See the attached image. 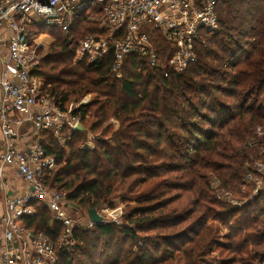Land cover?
<instances>
[{
    "label": "trees",
    "instance_id": "trees-1",
    "mask_svg": "<svg viewBox=\"0 0 264 264\" xmlns=\"http://www.w3.org/2000/svg\"><path fill=\"white\" fill-rule=\"evenodd\" d=\"M216 12L218 29L202 34L196 62L167 77L137 57L125 60L120 79L111 56L73 63L77 41L104 35L85 17L68 35L39 28L52 37L32 72L43 81L41 96L60 109L96 97L72 112L83 130L64 148L44 133L42 147L56 163L45 187L77 211L114 209L117 199L129 210L121 225L75 228L74 248L59 264H207L216 244L209 221L229 224L219 247L230 257L221 264H264V192L248 200L240 191L250 188L248 166L264 163V0H226ZM87 134L96 138L92 150L83 148ZM213 182L246 203L220 201ZM36 210L23 225L55 241L61 226L43 205Z\"/></svg>",
    "mask_w": 264,
    "mask_h": 264
},
{
    "label": "built area",
    "instance_id": "built-area-1",
    "mask_svg": "<svg viewBox=\"0 0 264 264\" xmlns=\"http://www.w3.org/2000/svg\"><path fill=\"white\" fill-rule=\"evenodd\" d=\"M225 1L0 0V264H59L61 254L74 248V229L94 226L70 218L68 214L75 208L66 202L64 193L48 189L43 180L45 173L56 168L55 160L42 147L44 133H50L64 148L81 126L72 112L84 103L60 109L52 99L41 96L43 81L32 72L46 55L48 36L40 34L39 28L52 27L68 35L78 18L85 17L104 35H86L77 41L73 63L91 65L111 56V72L120 79L125 60L137 57L167 77L196 62V47L204 46L201 36L217 31L216 8ZM164 53L167 58L163 61ZM23 123L32 125L34 135L19 146L15 129ZM5 167L13 169L26 185L22 194H3ZM248 167L246 184L264 191V163ZM38 204L61 226L55 241L23 225L24 219L36 215ZM97 212L103 222L108 220L107 210Z\"/></svg>",
    "mask_w": 264,
    "mask_h": 264
},
{
    "label": "rangeland",
    "instance_id": "rangeland-1",
    "mask_svg": "<svg viewBox=\"0 0 264 264\" xmlns=\"http://www.w3.org/2000/svg\"><path fill=\"white\" fill-rule=\"evenodd\" d=\"M47 38V49H46V53L50 47V43L52 41V37L49 35ZM43 51V50H42ZM40 51V52H42ZM94 99H96L95 95L89 94L86 95L85 97L81 98L80 101L74 102L73 99H69L68 103H66V108L71 107L72 109H74L77 105H79L80 103H84V105L89 104L90 102H92ZM81 107V106H80ZM78 107V108H80ZM77 108V109H78ZM107 125H111L112 128L117 129L118 128V122L115 121L114 119H110ZM259 133L258 136H260L262 134V130L259 128ZM263 135V134H262ZM261 137V136H260ZM96 140L95 136L91 135V134H87L86 136V141L83 143V148L88 149V150H92L94 148V141ZM255 163V162H253ZM252 163V164H253ZM250 164V165H252ZM209 180H213L214 177L212 176H208ZM245 179V178H244ZM250 186V188L246 189V188H240L241 193H243L244 195H248L247 198L248 200H252L253 198H255L257 195H259L260 193H263L264 191H260L255 189L253 184H248ZM211 187L213 188L214 192L216 193L217 199H219L222 202H226L228 205L233 206V207H242L241 205L244 203H246L245 201H243V199L235 197L233 195H231L230 193L224 192L219 188V184L217 182H213ZM256 191L255 193L253 191ZM114 205V209H108L106 207L102 208V210L106 211L107 210V214H105V217H107L108 220H106V223H114L116 225H121L122 221L120 219V217L124 214H126L129 210H127L126 205L122 204L118 199L114 201L113 203ZM133 203L129 204V206L127 207H133ZM73 213H72V212ZM70 212V214H68V216L70 218H72L75 221H78L81 225H85L86 223H88V219L86 216V212H81V211H76L75 209H72ZM228 226L229 224H222L216 221H209L204 227H210L213 231V237L216 240V244H214L211 248L210 254L207 258H205L204 261H206L205 263L207 264H221L223 262H226L227 259L230 257V254L224 252L219 245H222L223 243H225L224 240V236L227 234L228 232ZM218 243V244H217ZM130 245L126 244L125 248L129 247ZM251 249V248H249ZM182 258L180 259H176V261L172 264H178L180 263L182 260Z\"/></svg>",
    "mask_w": 264,
    "mask_h": 264
},
{
    "label": "crops",
    "instance_id": "crops-1",
    "mask_svg": "<svg viewBox=\"0 0 264 264\" xmlns=\"http://www.w3.org/2000/svg\"><path fill=\"white\" fill-rule=\"evenodd\" d=\"M15 131L20 138V140L18 141L19 146H22L23 144L28 142L34 135V128L30 123H23L20 127H16ZM4 171L5 174L3 194H6L8 197L22 194L27 188L26 185L19 179L13 169L5 167Z\"/></svg>",
    "mask_w": 264,
    "mask_h": 264
},
{
    "label": "water",
    "instance_id": "water-1",
    "mask_svg": "<svg viewBox=\"0 0 264 264\" xmlns=\"http://www.w3.org/2000/svg\"><path fill=\"white\" fill-rule=\"evenodd\" d=\"M82 130L83 129L81 126H77L75 129V131H82ZM86 216H87L88 221L95 226L101 225L104 221L103 218L98 214L97 210L95 209L87 211Z\"/></svg>",
    "mask_w": 264,
    "mask_h": 264
}]
</instances>
